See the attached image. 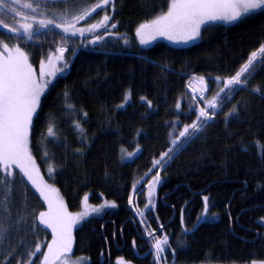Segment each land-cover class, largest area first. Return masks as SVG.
<instances>
[{
  "label": "trees",
  "instance_id": "16d2710c",
  "mask_svg": "<svg viewBox=\"0 0 264 264\" xmlns=\"http://www.w3.org/2000/svg\"><path fill=\"white\" fill-rule=\"evenodd\" d=\"M97 2L100 0H70L58 10L79 11ZM168 3L170 0H113L106 8L113 17L108 27L69 46L75 52L65 53L71 56L69 70L41 97L39 115L30 130L33 158L70 213L80 211L86 195L91 205H99L103 199L116 205L74 231L73 255L86 256L89 264H155L153 238L165 235L170 247L162 254L161 264L165 260L167 264H264V157L256 146L257 142L264 146V67L255 68L246 88L198 138L163 168H153L175 134L195 119L192 109L205 106L204 100L188 93V83L205 77L204 96L211 98L218 90L216 78L235 74L264 44V14L256 13L232 25H208L201 30L200 40L187 47L159 41L141 48L136 28L167 11ZM6 20L12 26L19 24ZM112 23L117 27L109 30ZM97 36L102 39L91 43ZM43 44L25 47L35 68L48 52H55V46L48 51L45 45H49ZM257 87L258 93L253 91ZM129 91L130 100L120 108ZM65 92L74 106L71 110L65 107ZM233 106L237 114L226 121L223 113ZM174 121H179V128H173ZM77 122L84 129L83 136L75 130ZM49 125L55 133L52 137H47ZM45 147L47 158L43 157ZM121 149L138 152L126 161ZM49 164L56 170L52 176L47 171ZM156 174L163 183L155 210L146 211L145 186ZM17 184L20 196L33 200L41 211L32 190L28 187L25 195V188ZM205 196L213 219L198 223ZM33 234L34 238L49 236L41 227ZM17 261L8 257L0 259V264Z\"/></svg>",
  "mask_w": 264,
  "mask_h": 264
},
{
  "label": "snow or ice",
  "instance_id": "6c2138e0",
  "mask_svg": "<svg viewBox=\"0 0 264 264\" xmlns=\"http://www.w3.org/2000/svg\"><path fill=\"white\" fill-rule=\"evenodd\" d=\"M70 0H0V10L4 13H13L26 21L19 23L18 26H12L5 18H0V29H6L10 37L0 36V246L8 236V223L12 222L11 199L17 183L25 188V195L30 189L39 194L40 199L47 205V211H39L32 220L31 230L38 234L40 226L51 230V242L47 244V251L41 252V245H35V251H29V257H36L37 253L42 255V264H56L66 253L71 251V237L74 225L80 223L90 212H99L105 207H115L114 203L105 202L99 208L87 205L85 198V209L72 215L67 211L64 202L61 199L57 189L51 184L46 183L40 175V169L37 167L36 160L33 158L30 145V130L34 119L38 118V109L40 107L41 96L46 89L53 86L55 81L67 69L70 58L65 57V52L75 55V52L68 47L70 41L67 37L83 36L86 31L94 32L98 28L108 27V22L113 19L112 16L105 14L96 24H90L87 29L77 28L76 25L87 17L91 16L97 9L109 5L112 0H100L91 7H84L79 11H70L65 8L58 10L60 4H68ZM13 5H18L20 9L26 10L23 14ZM256 13L264 14V0H170L167 5V11L155 15L154 18L140 23L135 30V36L140 45H148L158 36L164 37L173 43L195 42L201 36V30L204 25L209 23L224 22L230 24L246 19ZM34 14V15H30ZM39 17V19H37ZM117 24L112 23L111 28H116ZM59 30L62 45L57 46L54 54H49L47 63L41 61L39 75L33 71L29 60V55L20 46L8 43L11 36L16 37L17 41L23 40L25 45H30L38 38L40 34H46L45 30ZM111 34V33H110ZM97 36L91 43L95 44L101 40ZM74 42V41H72ZM127 44L128 41L125 40ZM256 67H264V44H261L257 50H254L246 63L239 71L228 77H217L216 83L218 90L211 96L200 98L205 101L204 107H199L198 111L192 109L195 113V119L191 123L183 125L182 130L170 140L171 146L167 151L161 153L159 159L154 160L153 168L159 166L163 168L168 160L181 151L184 146L193 139L198 138V134L209 126V122L215 119L217 114L222 113L225 105L231 103L235 95L246 88L249 80L253 76ZM201 85L206 84V78H198ZM254 92L260 89L254 88ZM66 100L65 107L73 109L74 106L68 100V93H64ZM131 98V93L126 92L120 108L125 107ZM141 97V100H145ZM195 99V97H193ZM149 107L151 104L149 102ZM177 111L181 110L180 102L176 104ZM225 120L237 114L235 106L227 113H223ZM87 116V113H84ZM179 121L173 122V128H179ZM75 130L84 135V129L79 122L75 123ZM53 127L47 128V137L54 136ZM172 136V133H170ZM45 137V139L47 138ZM43 143V142H42ZM258 149L264 157V146L259 145ZM124 152V149H121ZM134 153H128L131 158ZM43 157H48L45 147ZM18 169L19 172L14 170ZM49 176L56 171L54 166L49 164L47 169ZM151 171V169H150ZM27 181V184L24 181ZM160 183L159 177L151 185L155 189ZM151 196V192L149 194ZM131 203V199L129 201ZM151 203V201H150ZM25 206L24 214L18 216L15 220L17 225L25 222L27 208ZM147 207V206H146ZM90 209V211H89ZM141 217L146 213H138ZM213 219L210 216V207L208 197H204V210L197 221H208ZM38 221V224L36 223ZM183 225V218L181 219ZM152 235V233H149ZM168 244L167 235L161 239L153 238L152 248L155 264H161L162 254ZM18 264H33L32 259L27 261H18ZM123 264V261L118 262ZM167 264V261H164Z\"/></svg>",
  "mask_w": 264,
  "mask_h": 264
},
{
  "label": "rangeland",
  "instance_id": "374dc122",
  "mask_svg": "<svg viewBox=\"0 0 264 264\" xmlns=\"http://www.w3.org/2000/svg\"><path fill=\"white\" fill-rule=\"evenodd\" d=\"M5 2L7 3L8 0H5ZM112 2H113V0H112ZM112 2L109 5H112ZM13 6L16 7L22 14L24 13V11L22 9H20L18 5H13ZM107 6H104L102 8L97 9L94 13H92L91 16L87 17L85 20H81L76 25V27L77 28H85V29H87L90 24H96V23H98L103 18V16L105 14L111 15V14H109L110 12H108L106 10ZM100 10H104V12H102L101 16H99L97 18L94 17ZM0 15H2L5 19H8L10 22H15V23L31 22V23H34V21H31V20H29V21L23 20L20 17L15 16L13 13H4L3 10H0ZM30 15H32V14H30ZM21 21H23V22H21ZM234 23H236V22H233V23H230V24H225L224 22L209 23L207 25H204L202 27V29L204 27L208 26V25H211V24L232 25ZM102 28L103 27L98 28L94 32H88V31H86L83 36L77 35L75 37H67L66 39H68L70 41V43L68 44V47L69 46L70 47L71 46L72 47H75V46L79 45V43L81 42V40H83V38H85V37L86 38L87 37H92L95 33H97L98 31H100ZM113 29H115V28H109V30H113ZM45 31H46V34H43V33L40 34L38 36V38L35 39L34 42L31 43L30 45L31 46H35V47H39V46L43 47L44 46L43 41H45L49 45V46L45 45V47H47L48 51H50V47L51 46L52 47L55 46L54 47V51H55L56 47L62 45V43H63L61 41V39H60V35L61 34L59 33V30H57V29H50V30H45ZM57 33H59V34H57ZM199 40H200V38L197 39L194 43L193 42H190L188 44H184V43H173L172 41H170V40H168V39H166L164 37L158 36L150 44L143 45L142 46V45H140L139 40L136 37L137 44L141 48H148V47L152 46L153 44H155L156 42H159V41L160 42H164V43H166V44H168L170 46H173V47H187V46H190V45H193V44L197 43ZM72 41H74V42H72ZM9 44H10V46L17 45V44H18V46L21 45L20 47L24 51H26L25 50V47L28 46V45L27 46L25 45V43H24L23 40L17 41V39L10 40L9 41ZM2 51H3V49H2V47H0V52H2ZM48 53L54 54L55 52H51L50 51ZM48 55L49 54H47L45 57H43V61L45 63H47V57H48ZM65 57H68L71 60V56H65ZM29 60H30V57H29ZM41 61L39 62L38 66L35 68V66L33 65V63L30 60V63H31L32 68H33V71L36 72L37 76L39 75V72H40ZM69 65H70V63H69ZM69 65H68L67 69L64 71V73L61 76H64L68 72ZM193 81H194V84L198 86V89L199 90H202L201 88H203V85L200 84V81L199 80H196V79L193 80ZM191 94L193 95V97H196L194 93H191ZM29 147H30V145H29ZM137 152L134 153V154L136 155ZM127 154L128 153H125V152L122 154L123 158L126 159V161H130V160H132L135 157V155H134L131 158H129L127 156ZM37 167H38V165H37ZM14 171L17 172V173L19 172L18 169H15ZM40 175L44 178V176L41 174V172H40ZM157 175L159 177L160 183L156 185L155 189H152L151 188V185L155 182V178L157 177ZM44 180H45L46 183L51 184L45 178H44ZM24 183L27 184L26 179H25ZM162 183H163V179L161 178V176L159 174H156V175L152 176L148 180V182H147V184L145 186V199H146V206H147V207H145V210L146 211L147 210H150V211H154L155 210L156 205H157V193H158V189H159V187L161 186ZM51 185L53 187H55L53 184H51ZM28 187L32 190V192L38 198V201H39L40 205H42L43 209L41 211H47V205L44 204V202H43L42 199H40L39 194L35 192V189H32L31 188V185L30 184H28ZM57 191H58V189H57ZM20 192H21L20 191V187L17 184L16 187H15V189H14V192H13V195H12V199H11V209H12V218L11 219H12V222H9L8 223V236H7L6 239L3 240L2 246H0V259L1 260H3V259L5 260L8 257H12L16 261L17 260L18 261H21V260L27 261L28 259H32L33 264H42V255L40 256V258L38 259L37 262H34V260H35L36 257H29L28 256V252L29 251H35V245L37 243H39L41 245V252L47 251V244L50 243L51 242V239H52L51 230L50 229H44L43 226L41 225L40 226L41 229H43L46 232H48L49 236L46 237L44 235H42V236H38V235L36 236L35 235V238H34V234H33V231L31 230V227L30 226L32 224L33 217L35 215H38L39 210L35 206V204L33 203V200L29 199L28 197L24 196L23 194H21L22 195V197H21L20 196ZM150 192H151V196L149 195ZM58 193L60 195V192L59 191H58ZM60 197H61V199L64 202L65 208L67 209L63 197L61 195H60ZM85 198L87 200V205L88 206H91V207H94V208H99L105 202L113 203L112 201H108V200L103 199L102 202H101V204L96 205V206L95 205H91L89 203V195H86L82 199L80 211L79 212H76V213H71L72 215H76V214L82 212L85 209V204H84ZM150 201H151V203H150ZM26 205L27 206H30V207L27 208V216L25 218V222L22 223V224H20V225H17L15 223V220L17 219L18 216H22L24 214V209H25V206ZM112 209H115V207H105V208H103L99 212H90V214L87 217H85L83 220H81L79 224L74 225L73 226V229H72V237H71V251L69 253H66L64 257H61V260L57 261L56 264H89V259L86 256H74L73 255V250H74V231L79 226H81L85 221H87L88 219H90V218H99V217L102 216V214L105 211L112 210ZM89 211H90V209H89ZM202 213H203V211H202ZM201 221H203V220H201ZM201 221H199V222H201ZM36 223L38 224V221ZM43 246H44V249H43ZM39 255H40V253H37L36 256H39ZM18 261H17V264H18ZM118 262H120V261H117L116 264H118ZM123 264H126V263L123 262Z\"/></svg>",
  "mask_w": 264,
  "mask_h": 264
},
{
  "label": "bare ground",
  "instance_id": "6f19581e",
  "mask_svg": "<svg viewBox=\"0 0 264 264\" xmlns=\"http://www.w3.org/2000/svg\"><path fill=\"white\" fill-rule=\"evenodd\" d=\"M0 34H2V33H0ZM4 35V34H3ZM4 36H6V35H4ZM6 37H10V36H6ZM190 92H192V93H194L195 94V96H196V98H198V97H200V95H201V91L202 90H199L198 89V87H197V85H195V84H191L190 85ZM197 94V95H196ZM61 195V194H60Z\"/></svg>",
  "mask_w": 264,
  "mask_h": 264
},
{
  "label": "water",
  "instance_id": "95a60500",
  "mask_svg": "<svg viewBox=\"0 0 264 264\" xmlns=\"http://www.w3.org/2000/svg\"><path fill=\"white\" fill-rule=\"evenodd\" d=\"M0 33L6 35V36H10V34L6 31V29H0ZM14 37V36H11Z\"/></svg>",
  "mask_w": 264,
  "mask_h": 264
}]
</instances>
